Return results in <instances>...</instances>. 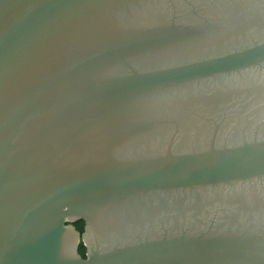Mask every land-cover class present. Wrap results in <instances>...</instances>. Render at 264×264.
I'll return each mask as SVG.
<instances>
[{
	"label": "water",
	"instance_id": "water-1",
	"mask_svg": "<svg viewBox=\"0 0 264 264\" xmlns=\"http://www.w3.org/2000/svg\"><path fill=\"white\" fill-rule=\"evenodd\" d=\"M160 2L176 15L177 0H0V264H264V213L221 227L229 205L218 204L179 226L163 216L154 226L159 234L135 220L125 225L132 219L125 207L139 196L264 199V118L239 128V141H230L232 128L229 138L215 133L200 150L194 134L182 145L188 139L180 127L189 120L173 114L195 115L200 107L189 104L211 92L199 91L206 83L216 90L264 83V0L225 1L248 15L255 10L263 25L247 16L252 28L242 38L180 62L145 67L128 55L167 50L145 40L146 27L98 38L135 19V7ZM133 125L176 128L149 145L117 150ZM149 204L148 214L158 208ZM80 220H87V258L73 226Z\"/></svg>",
	"mask_w": 264,
	"mask_h": 264
},
{
	"label": "flooded vegetation",
	"instance_id": "flooded-vegetation-1",
	"mask_svg": "<svg viewBox=\"0 0 264 264\" xmlns=\"http://www.w3.org/2000/svg\"><path fill=\"white\" fill-rule=\"evenodd\" d=\"M225 1L227 0H188L187 2H184L183 0H177L178 10H176L177 12L174 16L172 15L169 6L164 2H160L154 8H151L150 6L148 7L146 5L144 6V11L142 12L140 9L135 7V19H127L126 17L125 23L122 27L110 26L107 30L101 31L98 38L104 39L110 37L113 34L118 35L128 32L133 30L135 26H138V29L141 30H143L144 27H146L147 30H152L151 32L147 33L148 36L145 37V40H148L149 42L161 41L162 46L167 50H157L152 54L146 52H129L128 54L129 56L132 54L133 56H139L140 61H143L142 63L145 65V67L150 65H154L155 67L157 64L163 65L166 62H180L184 59L200 57L204 54L206 55L211 53H207V50L218 47L220 44L222 45L231 39L237 40L242 38L241 36H243L249 28H252H246L247 16H250V24L256 28L263 25L260 18L261 14L255 12V10L249 13L250 15H248L237 6L231 7H237L238 9H230V7L225 4ZM213 2H221L223 3L221 4L223 6L219 8L218 5L214 4ZM179 25H186L187 30H179ZM215 25L224 27L232 26L236 28V34L229 35L227 32L221 34V32L216 30ZM192 27L197 29L190 30ZM221 45L218 47V49L221 48ZM192 87L194 90H198L195 89L194 86ZM205 88L206 89L199 91L203 92L205 90H210L211 92L208 93V95L201 96V98L195 96L194 98L197 99L193 100L191 102L192 104H189L193 107H200L195 115L192 117H187L185 115L186 113L184 112V109L182 108L176 109L173 112V114L176 115H174L176 120H181L182 122L185 120V118L189 120V124L184 125L182 123L183 125L180 127V130L184 133L183 135H187L186 139L189 140L188 141L183 138L184 140L182 141V145L184 147L186 144L187 146L191 144L190 138L193 137L192 135L194 134L197 139L196 148L202 150V143L203 141L205 142L208 137L218 133L219 138H229L227 135L229 133L228 130H231L232 128H234V132L233 136L229 138L230 141H239L241 135L239 128L245 124L250 126L257 119L264 118V116H262L264 113V83L252 84L249 88L240 86L237 83H234L233 86L230 87V85L227 86V84L224 83L223 85L219 84V87H216L217 90L214 89L213 86L207 85L206 83ZM207 115L211 119L208 122H204L203 119L206 118ZM133 127L136 130L134 132H130V134H132L129 135L127 139L124 138L118 143L119 146L117 150L125 152L131 145H136L137 147L141 144V142L144 143L145 141L146 144L149 145L153 140L152 138L156 137L155 135H161L165 137L170 132L173 133L174 129L176 128L173 127V125L163 128L155 126L154 128L152 127L151 132L146 131L145 128L144 131L146 132H141L143 131L142 127H139L138 125H133ZM217 130L219 131L217 132ZM138 148L136 149L139 150ZM188 189L189 188L174 190L188 191ZM200 191L202 192L203 190ZM138 192L141 194L144 191ZM156 192H159L160 195L164 193L162 189H157ZM170 197L171 196L165 195L148 197L139 196L140 200L136 203L133 202V198H130V202L133 204L131 205L132 209H129L130 204H128L125 208L130 211L129 215L132 217V219L126 221L125 225H128L135 220L134 224H136L139 228H144L147 224L152 226L154 229L153 232L155 234H159L156 233L157 227L154 226L157 225V221L163 216H165L164 220H170L173 218L175 220V226H179V221L182 218L184 220L188 214H193L194 218H199V216L202 214L211 213L209 211L214 209V207L218 204L224 207L225 204L229 205L227 208L225 207L226 209L221 215L222 219L224 220L221 227L223 225H228L230 227L232 225L238 226L240 225L241 220H253L255 215H261L264 213V199H262L260 196H256L253 202L248 201L243 195L236 197H226L221 194L209 196L202 195L198 191L195 192L193 197H189L188 200L186 199L185 195H176L172 196L171 198ZM149 203L156 204L158 207L157 210L151 212L150 214H148L149 212L147 209H150L152 205ZM144 210L147 211L145 212ZM112 213L116 214L117 209L115 210L114 208ZM104 214L105 213H101L102 216H104ZM200 221L201 219H198L197 223L201 224L202 221ZM114 224L118 225L117 222ZM124 229L125 227L123 225V228L120 231L121 235L127 233V231ZM168 230H170V228ZM173 230L175 231L177 228L173 227ZM200 230V228L197 229V226L190 228V232L196 234Z\"/></svg>",
	"mask_w": 264,
	"mask_h": 264
},
{
	"label": "trees",
	"instance_id": "trees-1",
	"mask_svg": "<svg viewBox=\"0 0 264 264\" xmlns=\"http://www.w3.org/2000/svg\"><path fill=\"white\" fill-rule=\"evenodd\" d=\"M75 227L78 231H83L84 230V226H83V221H77L75 223ZM79 253L81 254V256H83L84 258H86V246L84 245V243H80L79 246Z\"/></svg>",
	"mask_w": 264,
	"mask_h": 264
},
{
	"label": "rangeland",
	"instance_id": "rangeland-1",
	"mask_svg": "<svg viewBox=\"0 0 264 264\" xmlns=\"http://www.w3.org/2000/svg\"><path fill=\"white\" fill-rule=\"evenodd\" d=\"M69 224L70 223H68L67 225H69ZM83 226H84V230L83 231H79V233H80V243H84L83 235L86 233L87 220H83ZM87 253H88V249L86 247V255H87ZM86 258H87V256H86Z\"/></svg>",
	"mask_w": 264,
	"mask_h": 264
}]
</instances>
